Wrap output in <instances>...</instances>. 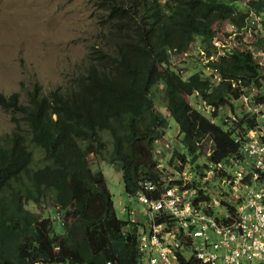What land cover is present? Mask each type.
<instances>
[{"label":"trees","instance_id":"16d2710c","mask_svg":"<svg viewBox=\"0 0 264 264\" xmlns=\"http://www.w3.org/2000/svg\"><path fill=\"white\" fill-rule=\"evenodd\" d=\"M237 1L101 0L109 27L104 45L89 50L69 85L50 93L37 88L26 103L21 94L0 93V105L17 125L12 134L0 135V264H142L139 230L118 218L106 176L93 166L108 162L121 170L130 197L142 178L162 187L155 152L169 123L152 99L158 84L187 153L206 158L212 148L213 162L239 154L236 138L245 137L256 120L243 105L238 114L235 103L258 89L254 100L264 104V73L251 50L243 44L245 52L210 62L218 81L208 67L207 75L180 77L167 55L168 49L185 54L201 38L211 57L215 21L236 22L238 16L241 28L249 8L262 17L264 29V0H249L247 8ZM259 34L263 48L264 31ZM192 97L215 120L228 109L223 128L193 108ZM33 148L44 153L41 167ZM169 152L172 165L179 161V170L187 168L178 148ZM43 208L65 219V235L55 233L57 221L40 213Z\"/></svg>","mask_w":264,"mask_h":264},{"label":"rangeland","instance_id":"374dc122","mask_svg":"<svg viewBox=\"0 0 264 264\" xmlns=\"http://www.w3.org/2000/svg\"><path fill=\"white\" fill-rule=\"evenodd\" d=\"M100 3L101 0H0V93L7 96L21 94L22 101L26 103L29 93L35 92L37 88L42 93H50L69 85L73 78L80 73L89 50L94 46L104 45V36L108 33L109 27H107L106 21L107 14L100 7ZM247 3V0L237 1V4L243 8H247ZM235 17L236 22L232 18H220L215 21L212 28L215 34L213 39L215 50L211 57L203 47L202 39L198 38L190 49L191 53L178 55L177 59L180 63L176 65L177 68L172 66L175 72L184 79L200 72L207 75L208 71H205V68L209 67L210 62L220 63L223 58H228L238 51H244L239 41V38L242 37H232L233 34L228 32L224 26L225 23L234 25L241 23L239 17ZM260 20H262L261 16ZM24 26H27L29 29L26 28L30 32H26L28 30L24 29ZM262 28L263 26L260 25V30L264 31ZM244 38L246 41L243 44H248L247 48L253 51L251 56L254 61H258L256 64L264 73V52L262 58L256 60L255 54L258 55L260 52L256 51L255 37L251 32ZM203 53L206 55L204 56ZM211 69L218 76V71ZM152 99L156 110L165 116L169 123L165 139L157 144L156 160L165 162L171 153L169 150L178 148L188 163L186 180L189 181V184L194 185L197 189L210 187V200H216L214 196L220 190L227 194H234V191L224 188L219 183L203 184L196 177V171L206 166L207 162L201 157L195 159L194 156L187 153L183 146H179V141H182V138L179 137V128L176 122L167 112L163 85L158 84L152 88ZM189 102L213 124L223 128V118L226 113L230 112L228 109H222L220 117L215 120L212 117V111L207 110L202 102H198L195 97H192ZM242 105L240 101L235 103V111L238 114H241L243 110H241ZM16 126L13 114L7 112L0 105V135L12 134ZM105 138L106 142L111 145V137L105 134ZM33 149L38 151L36 152L37 167L43 166L45 163L44 153L36 148ZM225 167L228 168V164ZM93 168L105 174L108 187L114 198V207L118 218L129 222V214L121 213L128 206L141 218L144 207L127 194L123 179L124 173L108 162H103L100 166L94 165ZM143 179L145 178L141 180ZM261 181L264 183L263 178ZM212 190H214V194ZM30 208L38 212L35 205H31ZM44 212L49 215L50 211L44 209L40 213ZM63 220L65 221L64 218ZM54 231L58 236L66 234L64 227L58 222L55 223ZM257 235H261V233L257 232ZM262 244L259 243L260 246ZM242 264H264V261L252 257Z\"/></svg>","mask_w":264,"mask_h":264},{"label":"built area","instance_id":"2783aa9c","mask_svg":"<svg viewBox=\"0 0 264 264\" xmlns=\"http://www.w3.org/2000/svg\"><path fill=\"white\" fill-rule=\"evenodd\" d=\"M249 9L243 27L230 23L224 26L232 37H242L239 38L242 45L246 41L244 36L252 32L256 51L261 54H255V59L260 60L264 47L257 45L262 20L254 9ZM168 54L172 66L177 68L178 54L176 51ZM208 70L214 73L209 67ZM220 79L215 77L216 81ZM240 84L241 81L233 86ZM258 95V89L242 95L243 109L255 117L256 124L245 137L236 138L239 154L213 162L211 148L204 158L205 168L196 174L203 184L219 183L234 194L220 190L214 196L216 200H210V187L197 189L189 184L186 168L179 170L180 162L172 165L170 157L158 163L157 170H162L164 175L162 187L150 180H141L139 192L131 198L144 207L141 218L129 206L121 213H128V224L139 230L142 264H183L190 260L198 264H242L252 257L264 261V183L261 181L264 179V104L255 102ZM55 221L66 226L61 216Z\"/></svg>","mask_w":264,"mask_h":264},{"label":"clouds","instance_id":"9594fccd","mask_svg":"<svg viewBox=\"0 0 264 264\" xmlns=\"http://www.w3.org/2000/svg\"><path fill=\"white\" fill-rule=\"evenodd\" d=\"M247 1H249V0H247ZM168 51H173V50H167V55H168V57L170 58V56H169V54H168ZM190 51H191V50H189V51H187V52H190ZM178 55H179V54H178ZM170 60H171V59H170ZM164 139H165V138H164ZM164 139H163V140H164ZM163 140H162V141H163ZM159 142H161V141H159ZM159 142H157V144H158ZM157 144H156V147H157ZM156 152H157V151H156ZM156 152H155V154H156ZM155 157H156V156H155Z\"/></svg>","mask_w":264,"mask_h":264},{"label":"crops","instance_id":"0c3cea01","mask_svg":"<svg viewBox=\"0 0 264 264\" xmlns=\"http://www.w3.org/2000/svg\"><path fill=\"white\" fill-rule=\"evenodd\" d=\"M50 214L52 215V217H53L54 219L57 217V216L54 217V216H55V213H53V212H49V215H50Z\"/></svg>","mask_w":264,"mask_h":264},{"label":"bare ground","instance_id":"6f19581e","mask_svg":"<svg viewBox=\"0 0 264 264\" xmlns=\"http://www.w3.org/2000/svg\"><path fill=\"white\" fill-rule=\"evenodd\" d=\"M27 24H28V23H27ZM23 25H24V24H23ZM28 25L30 26V24H28ZM22 27H23V26H22ZM26 27H27V26H24V29L28 30L29 28L27 27V28H28V29H27ZM26 32H30V30H28V31H26Z\"/></svg>","mask_w":264,"mask_h":264}]
</instances>
